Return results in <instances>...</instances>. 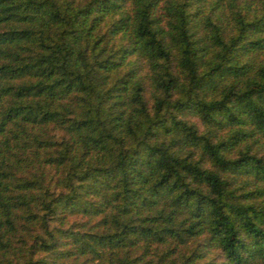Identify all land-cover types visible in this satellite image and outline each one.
Returning <instances> with one entry per match:
<instances>
[{
    "label": "trees",
    "instance_id": "obj_1",
    "mask_svg": "<svg viewBox=\"0 0 264 264\" xmlns=\"http://www.w3.org/2000/svg\"><path fill=\"white\" fill-rule=\"evenodd\" d=\"M0 264H264V0H0Z\"/></svg>",
    "mask_w": 264,
    "mask_h": 264
}]
</instances>
